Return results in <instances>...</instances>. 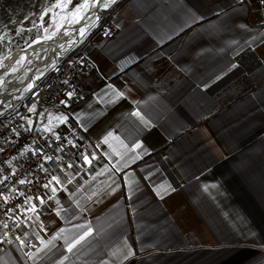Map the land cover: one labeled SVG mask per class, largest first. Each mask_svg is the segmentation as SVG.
I'll return each mask as SVG.
<instances>
[{"label":"crops","instance_id":"obj_1","mask_svg":"<svg viewBox=\"0 0 264 264\" xmlns=\"http://www.w3.org/2000/svg\"><path fill=\"white\" fill-rule=\"evenodd\" d=\"M110 21L80 99L19 100L25 127L73 118L89 145L0 264H264V0H120Z\"/></svg>","mask_w":264,"mask_h":264},{"label":"built area","instance_id":"obj_2","mask_svg":"<svg viewBox=\"0 0 264 264\" xmlns=\"http://www.w3.org/2000/svg\"><path fill=\"white\" fill-rule=\"evenodd\" d=\"M113 12L114 8L109 15L99 16L93 28L103 38L115 33V26L110 21ZM83 45L69 50L18 100H12L0 112V246L11 237H18L25 229L39 209L38 205H32L34 197L53 180L57 171L85 157L89 139L76 120L68 118L64 129L47 136L37 128L24 126L18 105L19 100L27 95L38 107L52 105L61 89L70 99H80V76L89 65V56ZM137 60L129 53L120 57L116 65L119 71H124ZM92 164L88 162L85 168L92 170ZM21 180L24 183H20ZM33 206L34 211L30 210ZM24 244L28 245V242L24 241Z\"/></svg>","mask_w":264,"mask_h":264},{"label":"bare ground","instance_id":"obj_3","mask_svg":"<svg viewBox=\"0 0 264 264\" xmlns=\"http://www.w3.org/2000/svg\"><path fill=\"white\" fill-rule=\"evenodd\" d=\"M114 1L115 0H88L89 7L79 10V16L81 18L79 19L77 27L72 29L71 25L76 23L74 13L77 12V6L84 4L85 0L79 2L72 11L70 10V12H67L63 19L57 23L60 15L68 9L71 2L70 0V2H66L65 7H60L58 9V15L54 25L36 39L38 41H43L51 36H67L64 40L50 43L46 48L34 51L32 47H34V43H37L35 40L32 44L28 45L27 48L24 46L14 54L6 55L0 61V106L4 105L13 97L19 96L27 91L36 77L42 76L57 63L58 56H63L69 50L84 43L87 39L86 37H88V32H90L91 29L93 30L99 19L100 10L104 11L111 8L114 5ZM57 3L58 1H54L47 8L53 9L56 7L55 5ZM105 3H107V7H104ZM46 13L47 10L44 14ZM81 29L84 30V35L80 34ZM43 32L44 30L42 29V33Z\"/></svg>","mask_w":264,"mask_h":264},{"label":"rangeland","instance_id":"obj_4","mask_svg":"<svg viewBox=\"0 0 264 264\" xmlns=\"http://www.w3.org/2000/svg\"><path fill=\"white\" fill-rule=\"evenodd\" d=\"M54 1L58 0H0V61L6 55L14 54L24 46L27 48L28 45L32 44L40 35L44 34L54 25L60 7H54L53 9L47 8ZM81 1L82 0H71L68 9L60 15L57 23ZM65 2H67V0H65ZM118 3L119 1L111 8L104 11L100 10L99 16L103 17L109 15ZM46 10L47 13L44 14ZM42 29L44 30L43 33ZM89 33H95V31L91 29V31L88 32V36L90 35ZM60 56L57 57L58 60L62 57ZM19 98L20 95L8 100L4 105L0 106V112L5 109L12 100H18Z\"/></svg>","mask_w":264,"mask_h":264},{"label":"snow or ice","instance_id":"obj_5","mask_svg":"<svg viewBox=\"0 0 264 264\" xmlns=\"http://www.w3.org/2000/svg\"><path fill=\"white\" fill-rule=\"evenodd\" d=\"M67 2H70V0H67ZM55 6H56V7H65V6H66V2H65V0H58V3H57ZM107 6H108L107 3H105V4H104V7H107ZM87 7H89L88 0H85V3H84V4H82V5H78V6H77V12L74 13V16H75L76 22H78L79 19L81 18V17L79 16V10L82 9V8H87ZM80 34H81V35H84V30H83V29L80 30ZM71 95H72V94L69 93V96H71ZM136 115H139V113H136ZM137 147H139V145H137ZM85 160L87 161V157H85ZM88 162H90V161H88ZM52 179L55 180L56 178L53 177ZM20 183H24V181L21 180ZM45 187H47V185H45ZM30 210H33V211H34V210H35V209H34V206H33V208L30 209ZM5 227H7V225H5ZM83 238H84L83 236L80 237L81 240H82ZM79 242H80V241L77 240V241H75L73 244L69 245L68 251L71 252L72 249L75 247V245L78 244Z\"/></svg>","mask_w":264,"mask_h":264},{"label":"water","instance_id":"obj_6","mask_svg":"<svg viewBox=\"0 0 264 264\" xmlns=\"http://www.w3.org/2000/svg\"><path fill=\"white\" fill-rule=\"evenodd\" d=\"M102 1V0H101ZM118 1L120 0H115L114 1V4L117 3ZM79 22V21H78ZM78 22L74 23V25L72 24L71 25V28L74 29L75 27H77V24ZM67 36L63 37V35H56V36H51V37H48L47 40H43V41H37V43H34V48L33 50L34 51H38L42 48H46L47 46H49L50 43H54V42H58V41H62L66 38ZM36 38V37H35Z\"/></svg>","mask_w":264,"mask_h":264}]
</instances>
